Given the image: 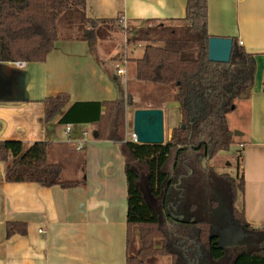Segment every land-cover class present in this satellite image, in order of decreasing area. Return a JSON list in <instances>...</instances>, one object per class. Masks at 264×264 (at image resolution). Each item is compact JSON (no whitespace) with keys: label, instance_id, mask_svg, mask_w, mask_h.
<instances>
[{"label":"trees","instance_id":"trees-1","mask_svg":"<svg viewBox=\"0 0 264 264\" xmlns=\"http://www.w3.org/2000/svg\"><path fill=\"white\" fill-rule=\"evenodd\" d=\"M118 18H87L85 0H0V61H44L60 37L58 25L65 27L67 37L103 39ZM207 18L208 0H186L180 20L148 19L127 29L133 41L145 42L142 55L134 59L136 79L175 90L172 99L180 120L166 141L146 144L126 138L125 108L136 105L129 95L75 101L59 118L63 124H92L97 139L119 144L127 184L125 264H157L163 256L170 264H264V227H252L243 208H236L244 189L242 171L217 173L200 159L201 154L212 159L234 143L227 114L251 87L255 73L253 55L235 40L228 63L208 60ZM68 98L66 92L46 97L45 121ZM49 146L44 140L28 146L19 140L0 141V160L8 154L14 159L5 180L80 185L83 180L65 179L62 166L47 159ZM143 179L151 202L145 200ZM221 206L227 219L247 233L246 241L229 247L219 242L215 227L226 224L215 219ZM5 230L7 237L25 235L27 224L8 221Z\"/></svg>","mask_w":264,"mask_h":264},{"label":"crops","instance_id":"crops-1","mask_svg":"<svg viewBox=\"0 0 264 264\" xmlns=\"http://www.w3.org/2000/svg\"><path fill=\"white\" fill-rule=\"evenodd\" d=\"M185 4L186 0H85V16L112 20L119 16L134 25L148 19L169 22L184 17ZM206 28L209 35L231 37L254 58L249 94L240 97L227 114L234 143L221 152L229 153L231 162L235 157L234 175L237 159L243 173L244 189L236 206L243 208L252 227L263 228L264 0H208ZM123 45L107 38L83 40L63 35L44 61H0V141L19 140L26 146L48 141L47 159L61 166V160H68L73 168L70 176L63 177L83 180L70 188L7 182L5 172L14 159L8 154L6 160H0V264H125L127 184L119 144L97 139L92 124H69L66 132V124L59 122L75 101L125 99L129 94L136 102L132 95H143L138 88L149 87L151 101L127 105L125 117L127 108L132 112L161 108L164 135L167 131L170 136L180 120L178 103L172 99L175 90L134 81V93H129L131 77H127L132 66L135 74L134 59L142 55L145 42ZM127 50L131 56L121 57ZM124 60L125 77L117 74ZM59 92H66L69 98L45 121L43 101ZM131 132L125 124V134ZM81 141L84 146L77 149ZM8 221L25 222L27 233L7 237Z\"/></svg>","mask_w":264,"mask_h":264},{"label":"rangeland","instance_id":"rangeland-1","mask_svg":"<svg viewBox=\"0 0 264 264\" xmlns=\"http://www.w3.org/2000/svg\"><path fill=\"white\" fill-rule=\"evenodd\" d=\"M142 24H143V22H141L139 24H135L133 27L137 28V27H139ZM131 26H132V24H130L128 22H125L124 20L118 18V19H116L112 23L111 27L107 28V30L108 29L109 30H108V34L106 35L105 38H107L108 40H110L112 44L115 43L116 45L118 43H123L124 44L123 46H125V47L127 46V44L128 45L129 44L134 45V44H136V41H133L131 39V37H130V34L127 32V29L129 27H131ZM64 28H65L64 26L58 25V31L60 33V36L66 35V31H65ZM120 46L121 45L118 46L119 48L116 47V49L119 50L120 49ZM124 54L127 55V56H131V51L130 50H127V52L126 51L124 53L122 52L121 57L125 56ZM130 77L133 78L132 81H131V78ZM127 78H130L129 79V87H128V90H129V93L130 92L132 93L133 90H134V84H135L134 81H138L136 79V77H135L133 66H132V69L130 70ZM141 83L146 84L147 86L150 85V83H144V82H141ZM150 90L151 89H149V87H142L140 89L138 88L137 91H139V92H142L143 91L142 92L143 95H140V98H138V95L139 94H137L136 96L135 95H132L133 97H135L136 102L133 100L135 102V104L136 105H139L140 103L141 104H145L147 102H150L151 101V98H152L151 93H150ZM238 101H239L238 99L235 100V102H238ZM125 120H128L127 123L125 122V124H127V130H128V132H131L132 131L133 112H132V110L130 108H127V110H126ZM86 127L89 128V126H86ZM167 133L168 132L166 131V133L164 135V141H166L170 137V136L169 137L167 136ZM125 136H126V138H128L129 137V134H125ZM235 161L236 160H235V157H234L232 159V162H231V156H230L229 153H222L221 151H219L211 159V164H212L211 167L217 173H220V171L225 170L227 174L233 176L234 175V170L236 168ZM61 162L63 164L62 167L64 168L63 169L64 170L63 175L70 176L69 175L70 170L73 169L72 166H71V164H70V161L66 160L64 162V160H61ZM226 162H229V165H226L225 164ZM206 164H207V162L205 161L204 165L207 166ZM231 166H232V168H231ZM236 172H237V174H239V172H240L239 163L237 165V171ZM142 183H143L142 184V190H143V194H144L145 200L148 201V202H151L152 199H151V196H150V194H149V192L147 190V187L145 185V180L144 179H143V182ZM237 203L238 202H236V204ZM236 208L238 210H240L241 209V206L240 205H237ZM212 218H213V216H212ZM215 219H216V221L218 223H223V222L225 223V221H226V224L223 225V226L218 224L215 227V230H218V231L220 230V232L226 233L228 235L227 242H229V243H235L236 240H238V239H240V237H242V235H243L244 238L248 237V236H246V234L242 231V229L239 226H238V228L240 230L237 228V226H236L235 223H233V222H231L230 220L227 219V214L224 213L222 206L219 208V213L215 216ZM157 264H170V261H169V259L166 256H163V257H161L159 259V261H158Z\"/></svg>","mask_w":264,"mask_h":264},{"label":"water","instance_id":"water-1","mask_svg":"<svg viewBox=\"0 0 264 264\" xmlns=\"http://www.w3.org/2000/svg\"><path fill=\"white\" fill-rule=\"evenodd\" d=\"M88 33L89 31L86 30L85 34ZM232 47L233 39L231 37L210 35L207 49L208 60L218 63H228ZM249 91L250 89L247 88L245 94H242L241 97L249 94ZM163 126V110L161 108H136L133 111L132 132L135 134L137 142L146 144L163 143ZM96 135L97 132L95 131L93 136L96 137ZM204 163L205 158H202L203 166Z\"/></svg>","mask_w":264,"mask_h":264},{"label":"flooded vegetation","instance_id":"flooded-vegetation-1","mask_svg":"<svg viewBox=\"0 0 264 264\" xmlns=\"http://www.w3.org/2000/svg\"><path fill=\"white\" fill-rule=\"evenodd\" d=\"M202 158H205V161L207 162V164L206 165H209V166H211L212 164H211V158H209V157H207V155H205V154H201L200 155V159H201V163H202ZM203 165V164H202ZM203 167H206L205 165L203 166ZM236 226H237V228H238V225L236 224ZM239 229V228H238ZM240 230V229H239ZM243 231V230H242ZM244 232V231H243ZM245 234H246V236H248L247 235V233L246 232H244ZM218 235H219V242L222 244V245H224V246H226V247H229V246H231V245H235V244H240L241 242H244V241H246L247 239H248V237H246V238H244L243 237V235H242V237H240V239H238V240H236V242L235 243H229V242H227V240H228V235L226 234V233H223V232H220V230L218 231Z\"/></svg>","mask_w":264,"mask_h":264},{"label":"built area","instance_id":"built-area-1","mask_svg":"<svg viewBox=\"0 0 264 264\" xmlns=\"http://www.w3.org/2000/svg\"><path fill=\"white\" fill-rule=\"evenodd\" d=\"M241 43L242 42L239 41V44H241ZM126 66H127V64H126V61L124 60V62L122 63V67L117 68V74H119L120 76H124L125 77V75H126ZM65 129H66V132H69V124H66V128ZM83 134L87 135V132H83ZM127 139H129V140H131L133 142H137L136 136H135V134L133 132H131L129 134V137ZM83 146H84V141H81V142L78 143L77 149H82ZM39 231L42 232L41 230H39Z\"/></svg>","mask_w":264,"mask_h":264}]
</instances>
